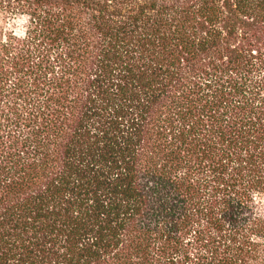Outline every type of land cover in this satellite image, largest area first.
Wrapping results in <instances>:
<instances>
[{
	"label": "trees",
	"instance_id": "obj_1",
	"mask_svg": "<svg viewBox=\"0 0 264 264\" xmlns=\"http://www.w3.org/2000/svg\"><path fill=\"white\" fill-rule=\"evenodd\" d=\"M0 11V264H264V0Z\"/></svg>",
	"mask_w": 264,
	"mask_h": 264
},
{
	"label": "clouds",
	"instance_id": "obj_2",
	"mask_svg": "<svg viewBox=\"0 0 264 264\" xmlns=\"http://www.w3.org/2000/svg\"><path fill=\"white\" fill-rule=\"evenodd\" d=\"M32 28V17L24 12L0 11V40L7 42L9 35L15 39H27ZM251 203L255 206L257 216H264V191L251 190L249 192ZM254 240H264L259 236H253Z\"/></svg>",
	"mask_w": 264,
	"mask_h": 264
}]
</instances>
